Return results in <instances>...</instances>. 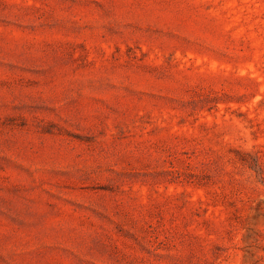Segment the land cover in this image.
I'll list each match as a JSON object with an SVG mask.
<instances>
[{
    "label": "rangeland",
    "instance_id": "obj_1",
    "mask_svg": "<svg viewBox=\"0 0 264 264\" xmlns=\"http://www.w3.org/2000/svg\"><path fill=\"white\" fill-rule=\"evenodd\" d=\"M0 264H264V0H0Z\"/></svg>",
    "mask_w": 264,
    "mask_h": 264
}]
</instances>
